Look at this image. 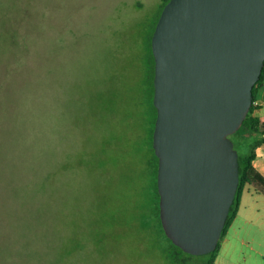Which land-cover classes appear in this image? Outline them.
Instances as JSON below:
<instances>
[{
	"label": "rangeland",
	"instance_id": "obj_1",
	"mask_svg": "<svg viewBox=\"0 0 264 264\" xmlns=\"http://www.w3.org/2000/svg\"><path fill=\"white\" fill-rule=\"evenodd\" d=\"M162 2L0 0V264L207 260L167 238L128 130Z\"/></svg>",
	"mask_w": 264,
	"mask_h": 264
},
{
	"label": "water",
	"instance_id": "obj_2",
	"mask_svg": "<svg viewBox=\"0 0 264 264\" xmlns=\"http://www.w3.org/2000/svg\"><path fill=\"white\" fill-rule=\"evenodd\" d=\"M160 216L185 251H214L240 183L231 134L264 69V0H169L152 37Z\"/></svg>",
	"mask_w": 264,
	"mask_h": 264
},
{
	"label": "trees",
	"instance_id": "obj_3",
	"mask_svg": "<svg viewBox=\"0 0 264 264\" xmlns=\"http://www.w3.org/2000/svg\"><path fill=\"white\" fill-rule=\"evenodd\" d=\"M169 0H163L160 10L158 12V17L156 22L154 23L153 31L149 37V46H150V53L148 55V59L146 62V72L143 76L142 86L139 92V100L136 102L138 106L136 109H131L129 112L131 113L130 118V125L128 126V130L130 126L134 123L136 115L133 113H140L141 117L146 121V131L148 137L149 147L151 149V157L149 158V163L153 170V180H154V190L156 196V208L159 214L160 222L162 228L165 232V229L162 224L161 216H160V192L158 187V168H159V157L156 154L153 139H154V130L155 124L157 119L158 110L154 103V94H155V55L153 52L152 46V37L155 31L158 19L161 15V12ZM264 84V69L261 74L260 79L254 85V100L251 106V109L245 118L242 126L233 134H231V138L234 140L235 147L239 151V161H240V183L238 187V191L235 197V200L231 206V210L223 230L221 239L219 240L217 248L209 253L204 255L207 256V260L203 264H215V259L220 249L221 240L227 233V230L231 223L233 222L235 216L238 213L241 204L242 193L245 187L248 184H252L257 191L264 193V175L256 169L254 166V159L257 155V149L264 145V123L260 115L256 113L260 106L256 104L257 100V93L259 88ZM133 120V121H132ZM127 132H123L124 135L119 136V138H126V142L136 144V141H132V136L126 135ZM166 234V232H165ZM167 238L172 242V244L178 248L183 254L188 256H192L195 254L189 253L185 251L182 247L175 244L170 237L166 234Z\"/></svg>",
	"mask_w": 264,
	"mask_h": 264
},
{
	"label": "crops",
	"instance_id": "obj_4",
	"mask_svg": "<svg viewBox=\"0 0 264 264\" xmlns=\"http://www.w3.org/2000/svg\"><path fill=\"white\" fill-rule=\"evenodd\" d=\"M256 113L264 123V84L257 93ZM254 166L264 175V145L257 149ZM215 264H264V193L248 184L240 208L221 240Z\"/></svg>",
	"mask_w": 264,
	"mask_h": 264
},
{
	"label": "built area",
	"instance_id": "obj_5",
	"mask_svg": "<svg viewBox=\"0 0 264 264\" xmlns=\"http://www.w3.org/2000/svg\"><path fill=\"white\" fill-rule=\"evenodd\" d=\"M255 103L259 105V101H258V100H256V102H255Z\"/></svg>",
	"mask_w": 264,
	"mask_h": 264
}]
</instances>
